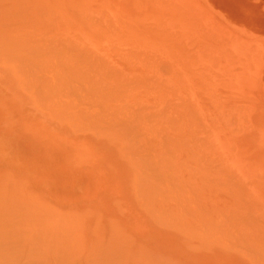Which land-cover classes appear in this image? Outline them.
<instances>
[{"label":"rangeland","instance_id":"obj_1","mask_svg":"<svg viewBox=\"0 0 264 264\" xmlns=\"http://www.w3.org/2000/svg\"><path fill=\"white\" fill-rule=\"evenodd\" d=\"M19 1L21 4L18 3ZM43 1L45 2V0H24L23 3V0H0V140L8 141L12 145L11 149L3 151L0 156V234L3 235H0V243L2 242L0 244V264H4V258L10 256L13 261L10 259V262L8 259H5V264H156L153 261L151 253H147L148 251L145 250L146 248L136 247L135 242L128 241L129 237L136 235L135 232L129 230V233L126 231L127 224L137 220H139V225L143 228H149L153 231V228L158 227L159 231H156V234L163 233L161 237L169 239H166V245L169 244L168 241L172 240V242L181 248H185L186 252H192L189 254L196 257L197 260L203 261L202 259L205 258L213 264H258V259L260 258L259 260H261L262 257L264 264V256H262L264 250L260 249V254L258 252L259 246H262L260 248L264 249V218H262L264 215V198L261 193V187H264V170L262 168L258 171L249 170L252 169L249 168L250 163H253L255 160L258 164L261 163L264 165V0H228V3L223 1L220 4L208 0H175L176 2L174 0H152L153 2L151 0H61L63 3L60 0H46L47 4H44ZM201 2L205 4L203 5ZM145 4L146 7H144ZM204 6H208V11L204 9ZM53 7H56V11ZM22 9H27V12L24 10L26 16L23 15ZM37 9H40L39 12L43 15L38 13ZM48 9L49 12L47 13L46 11ZM13 10L20 14H18L19 17L16 18L17 15L15 14L17 13ZM57 11L61 12L58 14ZM225 12H228L227 15H225ZM217 14L219 16H216ZM21 15L23 17L25 16V20ZM230 16H236L238 19L234 22V20H230ZM212 18H216L217 20L214 19V22H212ZM224 18H229V20ZM70 19L74 23L69 22L71 21ZM131 22L136 27L132 26ZM203 22L206 24L209 22L211 25H206ZM35 23L41 24L40 27H38L39 25L35 26ZM97 26L99 27L97 28ZM54 27L55 29H52ZM40 28L45 30L42 31ZM211 29L213 30L211 31ZM46 30L50 31L48 34L51 33L48 39V34H46L48 31ZM4 34L7 35L5 36ZM43 35L45 39L41 37ZM199 47L201 49L204 47L203 50L205 51L203 52ZM233 47L237 51H234L233 49L235 48ZM128 50H131L130 52L132 53ZM241 50L245 53L248 52L250 57L245 55L246 60H244V54H241ZM194 51H197L198 61L200 62L196 60L197 56ZM239 56L242 57L237 58ZM251 57L253 58L250 60ZM231 58L233 61L230 60ZM133 61L136 63L134 64ZM73 63L74 65L78 63L87 65L91 69H84L80 66V74L76 73L75 75L73 74ZM231 63L234 64L231 66ZM92 64L97 65L93 66ZM251 64L252 66H249ZM112 66L114 68L116 66L117 70ZM130 66L135 68H131ZM257 66L261 68V71L257 69ZM100 67L104 68H101L103 75L107 69L110 71H108V75L110 76L107 74L104 76L105 78L113 77L116 80V84L119 81L122 83L124 81L123 79L131 81L129 83L125 81V83L127 87L131 84L130 88L133 86V90L131 91L128 87L129 91L124 84L123 86H119L120 88H116L115 94H109V96L103 94L104 99L97 104L91 101L95 98L97 92L90 94V100H84L75 91V93L72 92L73 90L71 89L75 88L73 81L79 76L81 78L82 76L88 77L89 79L94 78V76H102V74H99ZM112 68L116 73H119V68H121V72H124L117 73L116 75ZM142 71L145 73L148 72L146 75H143ZM111 72L113 74H110ZM124 73L126 75L128 73L130 74L126 76ZM149 74L156 76L147 78V75L150 76ZM211 75L213 77H210ZM259 75L261 83L258 81L259 83L257 84V77ZM232 76L234 78L240 76V79L244 77V80H242L246 81V84L244 83L245 85L243 84V87H239L237 85V78L235 80L230 79ZM134 77L138 80L136 79V81ZM209 77L210 79H206ZM222 77L229 78L230 80L223 79L221 81ZM213 78L218 79L215 80L217 83L219 81L220 88L218 86V88H215V85L218 84L213 83ZM132 79L136 81L135 85L137 83L139 84L136 85L137 87L132 84L134 82ZM178 79L180 80V84ZM203 80L209 86L213 84L215 90H213V87V89L210 87L212 90L207 88L208 86H205ZM230 81L234 83H232L234 86L229 83ZM162 82L167 84V86L163 85ZM168 82L171 84H168ZM183 82L185 85H182ZM221 82L226 83L221 84H225L223 86L224 88H221ZM149 83L155 84L157 87L155 85L150 86ZM202 83L204 84L203 86ZM144 86H146V89ZM237 86L239 89L245 87L239 91L238 95L236 88L237 90L239 89ZM147 87L152 90L155 88L166 90L168 87L170 90H166L167 94L164 90L162 92L159 90V93H157L160 95L156 97V93L154 91H152L154 95L149 93L151 90H147ZM225 87H228V90ZM206 88L208 91L211 90L209 93H212V97L210 94L208 95ZM175 89L176 91H174ZM234 89L236 93L233 91ZM11 90L13 94H11ZM125 90L128 91L126 92ZM2 91L4 92L1 93ZM139 91L144 93V95L138 94L141 93ZM172 91H174V94ZM161 93L163 94L161 95ZM233 93L237 97L232 96L234 95ZM128 94L133 95V98ZM220 94L225 97L223 98ZM249 94L257 100L253 99L252 96L250 97ZM141 95L144 98L143 96L140 98ZM151 95L154 97H151ZM178 95L181 96L180 99ZM161 96L162 100H164V96L168 98H166L167 100L165 99L167 101V109H165V103L163 102L164 104H162L160 102L162 101ZM230 96L234 100H231ZM172 98L176 100L173 101ZM190 98H192L191 100L194 102H192L194 105L190 102L191 100H187ZM224 99L227 101L225 102ZM153 101H157V104H154L156 102ZM168 101H173L175 105L172 102H170L171 104L168 103ZM101 102L105 103L99 104ZM227 102H229L230 106ZM138 103H140V110L137 106ZM147 103L153 107L147 106ZM234 103H236L235 105L242 106L243 109L238 105L236 108L234 106L235 110L232 109L231 106ZM145 104H147V108L143 106ZM154 105H157L156 107H159V110L161 109L162 111L163 109L165 111L163 115L167 117L166 119L171 118L175 112L180 117L178 118L173 115L178 119L172 120V117L168 119L172 121L170 122L162 117L158 109V112L155 111L156 107ZM159 105L163 106L160 107ZM173 106H178V108H182L184 111L178 109L177 112L176 107ZM243 106L247 107V109ZM172 107L175 109V112L169 110ZM221 108L223 111L220 110ZM141 109L142 113L140 112ZM143 109H145V114L152 112L154 109L152 114L154 113L155 118L153 117L154 120L153 118L152 120L155 123L153 124L150 119L153 126H150V123L148 124L149 118H145V114L142 117ZM230 109L234 112L232 110L230 112ZM224 110L226 112L228 110L231 115L238 112L235 114V119L232 116L235 121L231 122L235 127L231 125L230 121L229 123L226 122L231 125L230 127L225 123L220 124V126L222 125L221 127L218 126L219 124L215 126L212 123L214 115L215 118L221 117L222 114L225 117L228 112L224 113ZM244 110L246 113L248 112V117L252 112L251 116L253 117L251 120L243 116L246 115L245 112V114H242ZM127 111L128 113L132 111L133 115L134 113L138 115L137 112H139L140 114L138 116L142 114L141 118L143 120L148 119V121L145 120L146 124H144L145 121L142 123L141 118H139L142 125L136 121L133 123H137V125L128 123L129 131H132L131 126L135 127L136 130H134L133 135L129 132V137L131 138H123L124 134L122 135L121 133L124 127L126 128L124 122L127 123L128 120H132V117L125 116V114L127 115ZM179 111L181 112L180 114H178ZM169 112L172 114H169L171 116L167 115ZM212 112L214 113L213 117L211 115ZM132 113L128 115L131 116L130 114ZM182 113L183 116H186L188 113L187 118L189 114L192 115L189 117L190 121L192 119L194 122L196 121L195 123L191 121V126L194 127H190V129L192 128L191 132L189 131V124L181 123L182 121L187 123L188 120L186 118L184 120L182 119L184 118ZM208 113L212 118L207 116ZM157 114L161 118L156 119V117H159ZM216 114L221 115L218 117ZM237 114L240 115L238 116ZM196 117L201 122L197 121ZM243 118L245 120L242 121ZM179 119H182V121ZM156 121L158 127H155L159 128L158 136H156V132H153L156 131L154 130ZM175 121H180L185 126L182 127L180 123L177 122L176 124ZM168 122L171 124L175 123L177 126H169L170 123ZM202 122L207 125L210 124V126L212 125L211 128L209 126L205 128L207 125ZM159 123L162 125L165 124V126L169 124L166 129L163 126L164 131L167 130V134L163 132L168 137H165L166 135L164 134V136L161 133L162 128ZM36 124L40 127L34 128ZM88 125H95L96 129ZM146 125L148 129L149 127L152 128L150 129L151 131L149 130V135L144 133L147 132L145 131L147 129L145 128ZM245 125L248 127L250 125L251 127H256L246 128ZM97 127L100 129H97ZM119 127H123V129H118ZM176 127L178 129L187 127L189 130H185H188L190 134L188 132L181 134L180 131L182 130L178 131ZM244 127L245 129H243ZM142 128L144 132L141 130ZM213 129L215 130L212 131ZM236 129H240V131ZM185 130L183 129V131ZM151 132L155 134L156 138H153L154 134L152 133L151 135ZM231 132L233 136L236 134L234 132L239 133V135H237L238 133L236 134L237 140H234V137L232 138L235 142L228 140L231 138L229 136ZM177 136L179 137L177 138ZM189 136L192 137L189 138ZM197 136L203 137L201 139L203 142L205 141L204 146L208 145L206 150L207 152L211 151L208 154L214 151L213 153L218 154L219 157L222 155L221 160L223 161L225 159L223 161L224 167L220 162V158L217 159L215 154H211L212 157H207V154H203L206 147L200 148L197 146L201 143L200 140H197ZM228 136L229 138L226 139ZM180 137L183 138L184 143L189 144L188 146H182L181 141V147H184L182 150L178 143L180 142V140L178 141V139H181ZM184 137L186 138L184 139ZM193 137L196 138V141H194L195 139ZM208 139H212V141ZM225 139L228 140V143L233 142V145L236 144L237 147L232 149L230 143H225ZM176 141H178L177 144H175ZM189 141L190 143H197L195 145L197 147L191 145L192 148H190ZM236 141H242L239 142L240 147ZM208 142L212 146L209 147L210 144H206ZM200 145L202 146V144ZM213 145L217 148H214ZM208 147L212 150H209ZM243 147H247V149H243ZM236 148L237 151L235 152L234 150ZM255 148L258 150L252 156L251 152H254L256 150ZM17 150L21 151L26 159L34 163L36 162L38 166L43 168L45 175L51 178L54 177V180H52L53 184L48 183V185L49 187L51 186V191L57 193L56 202L51 199L48 187H43V183L42 185L37 184L31 172L22 166V168L18 167L15 159V151ZM218 150L221 152L217 153L216 151ZM207 152L205 151V153ZM187 154L190 156H187ZM191 156L195 159H192ZM213 158L217 161L215 162ZM194 161L198 162L195 163ZM199 162L202 163L200 164ZM235 162L236 164H234ZM216 163L221 167H218ZM222 167L224 171H220ZM205 168H209L210 170L213 168V173H208L210 170L208 169L207 171ZM216 169L222 174H218ZM203 172L204 174L206 173L207 177ZM233 176H237L236 179ZM217 178L220 179L218 180ZM201 181L207 183L201 184L200 187L198 186V182ZM66 182L71 184H66ZM83 193L102 196V203L95 206L94 209L90 208L91 210L81 209L82 207L79 208L81 204L72 202V199L76 200ZM57 197L58 199L60 198L59 202ZM64 201L71 204L64 206L62 205ZM167 201L171 202L167 203ZM252 203L253 205H248ZM162 204L164 205L162 206ZM230 204L233 207H230ZM169 205L170 207L171 205H173L172 207L175 205L176 208L181 205L182 207L180 206V209L178 208L176 210L177 212L174 210L175 207L172 209L177 215L181 214L182 217L184 215L188 216L186 217L188 222L184 217L185 224H182L179 228V223L181 224L183 221L180 219L181 215H178L180 217L177 219L178 221L180 219V222H178L179 226L176 227L174 222L177 224V220L172 221L174 220L172 218H175L174 215L176 214L170 211L169 215V211H166L170 208ZM82 206H85V204ZM164 206L167 209L163 208ZM184 208L186 212L179 211ZM225 209H229L231 212ZM256 211H260L262 215ZM240 213H242L243 217ZM168 215L171 220L169 218V220H166L171 223L173 222V226H171V223L168 226V222L166 225L164 224L166 223L164 218L168 217ZM162 217L164 218L162 219ZM230 217L237 219L236 223L239 224L233 223L235 220H232ZM240 217L241 220L239 219ZM126 220L127 223L125 222ZM223 220L225 222L228 220V222H231V225H225ZM253 220L260 224L262 229L256 222L252 223ZM249 224H252L253 227L255 226L254 229H250L252 226ZM184 225L187 226L182 230L181 228ZM117 226L122 231L117 229ZM232 226L237 229L239 227L240 230L243 228L242 232L245 234L238 230L247 238L241 234V239L238 238L239 235L236 237L237 232L235 233L234 230L237 231V229L232 228ZM222 228L227 232L233 229L235 235L232 233V236H230V233L226 232L225 234L221 232L223 230ZM116 229L118 232H123L124 234H117ZM218 229L221 232V237L223 233V237L226 235L227 237L225 236V238L228 240L221 239L219 238L220 235L217 236L215 234L218 233ZM256 229H258V232ZM225 230L223 231L225 232ZM239 231L237 234H239ZM247 232H252L250 233L251 238H248L249 233ZM156 234L154 235L156 236ZM196 234L198 235L195 236ZM255 237H258L259 241L255 240ZM230 238L235 241H229ZM204 239H209V243L213 241V245L207 246L206 248V246H203L205 243L207 244ZM237 239L242 242V246L248 239L252 241L253 244L249 240L250 243H248L251 245L250 247L253 246V249L258 246L255 249L256 251L254 250V253L256 255L259 254V256L253 255L254 253L252 255L256 258L249 254L246 256L244 252L245 248L238 246L239 244L237 245ZM224 240L227 242H224ZM6 241L10 246L3 243ZM254 241L256 243L258 242V245L256 243L254 244ZM248 243L244 244V247L246 245V249H248L245 251L251 253L253 250L248 252L251 249L248 248ZM11 244L14 245L11 246ZM234 245L237 248L233 247ZM254 245L256 246L254 247ZM208 247L216 248H212L211 250ZM228 249L229 251H226ZM163 254L166 255L165 253ZM171 264L175 263L171 261Z\"/></svg>","mask_w":264,"mask_h":264},{"label":"bare ground","instance_id":"obj_2","mask_svg":"<svg viewBox=\"0 0 264 264\" xmlns=\"http://www.w3.org/2000/svg\"><path fill=\"white\" fill-rule=\"evenodd\" d=\"M4 1H5V0H4ZM13 1H15V0H13ZM17 1H18V0H17ZM26 1H27V0H26ZM39 1H40V0H39ZM60 1H61V0H60ZM151 1H152V0H151ZM153 1H156V0H153ZM153 1H152V2H153ZM174 1H175V0H174ZM208 1H211V2L214 1V2H216V3H218V4L223 3V1H224L225 3H228V0H208ZM41 2H42V1H41ZM43 2H44V1H43ZM61 2H62V1H61ZM107 2H108V1H107ZM163 2H164V1H163ZM171 2H172V1H171ZM175 2H176V1H175ZM249 2H250V1H249ZM18 3L21 4L20 1H19ZM23 3H24V0H23ZM39 3H40V2H39ZM45 3H46V0H45L44 4H45ZM62 3H63V2H62ZM158 3H159V2H158ZM201 3H202V2H201ZM44 4H43V5H44ZM46 4H47V3H46ZM154 4H155V2H154ZM159 4H160V3H159ZM177 4H178V3H177ZM202 4L204 5L205 3H202ZM239 4H240V3H239ZM243 4H244V3H243ZM251 4H252V3H251ZM50 5H51V4H50ZM160 5H161V4H160ZM178 5H179V4H178ZM22 6H24V4H22ZM27 6H28V5H27ZM31 6H32V5H31ZM45 6H46V5H45ZM139 6H141V5H139ZM162 6H164V5H162ZM170 6H171V5H170ZM225 6H226V5H225ZM17 7H18V6H17ZM20 7H21V6H20ZM29 7H30V6H29ZM144 7H146V4H145ZM175 7H176V6H175ZM178 7H179V6H178ZM205 7H206V8H205ZM21 8H23V7H21ZM25 8H26V7H25ZM35 8H36V6H35ZM37 8H38V7H37ZM46 8H47V7H46ZM48 8H49V7H48ZM53 8H54V7H53ZM55 8H56V7H55ZM55 8H54V9H55ZM171 8H172V7H171ZM16 9H17V8H16ZM27 9H28V8H27ZM27 9H22V11H23V15H25V12H27V11H26ZM54 9H53V10H54ZM167 9H168V8H167ZM204 9L208 11V6H204ZM24 10H25V12H24ZM30 10H31V8H30ZM37 10H38V9H37ZM39 10H40V9H39ZM39 10H38V13H40ZM13 11H14V10H13ZM55 11H56V9H55ZM181 11H182V10H181ZM191 11H192V10H191ZM214 11H215V10H214ZM14 12H15V11H14ZM42 12H43V11H42ZM46 12L48 13V12H49V9H48ZM57 12H58V11H57ZM59 12H61V11H59ZM59 12H58V14H59ZM6 13H7V12H6ZM12 13H13V12H12ZM15 13H17V12H15ZM15 13H13V14H15ZM29 13H30V12H29ZM38 13H35V14H38ZM62 13H64V12H62ZM195 13H196V12H195ZM200 13H201V12H200ZM227 13H228V12H225V15H227ZM13 14H12V15H13ZM18 14H19V13L15 14V15H17L16 18L19 17L20 14H19V15H18ZM40 14H41V13H40ZM49 14H50V13H49ZM60 14H61V13H60ZM101 14H102V13H101ZM27 15H29V14H27ZM38 15H39V14H38ZM38 15H37V16H38ZM41 15H43V14H41ZM47 15H48V14H47ZM85 15H86V14H85ZM96 15H97V14H96ZM102 15H103V14H102ZM21 16H22V15H21ZM21 16H20V17H21ZM25 16H26V15H25ZM25 16H24V17H25ZM29 16H30V15H29ZM34 16H35V15H34ZM52 16H53V15H52ZM171 16H172V14H171ZM171 16H170V17H171ZM216 16H219V15L217 14ZM22 17H23V16H22ZM22 17H21V18H22ZM24 17H23V19H24ZM35 17H36V16H35ZM55 17H56V16H55ZM151 17H152V16H151ZM200 17H201V16H200ZM32 18H33V17H32ZM44 18H45V17H44ZM44 18H42V20H44ZM85 18H86V17H85ZM87 18H88V15H87ZM195 18H196V17H195ZM209 18H210V17H209ZM229 18H230V20H234V22H236V20L238 19V17H236V16H230ZM229 18H224V19L229 20ZM34 19H35V18H34ZM53 19H54V18H53ZM186 19H187V18H186ZM186 19H185V20H186ZM198 19H199V18H198ZM212 19H213V18H212ZM214 19H216V18H214ZM214 19L212 20V22H214ZM221 19H222V18H221ZM24 20H25V19H24ZM57 20H59V19H57ZM57 20H56V21H57ZM60 20H61V19H60ZM70 20H71V19H70ZM86 20H87V19H86ZM216 20H217V19H216ZM29 21H30V20H29ZM35 21H36V19H35ZM44 21H45V20H44ZM53 21H54V20H53ZM186 21H187V20H186ZM202 21H203V20H202ZM204 21H205V20H204ZM210 21H211V20H210ZM218 21H219V20H218ZM20 22H21V21H20ZM27 22H28V21H27ZM27 22H25V23L27 24ZM32 22H33V20H32ZM46 22H47V21H46ZM61 22H62V21H61ZM69 22L74 23L72 20L69 21ZM162 22H163V21H162ZM197 22H198V21H197ZM33 23H34V22H33ZM51 23H52V22H51ZM163 23H164V22H163ZM201 23H202V22H201ZM203 23H205V22H203ZM7 24H8V23H7ZM18 24H19V22H18ZM22 24H23V23H22ZM43 24H44V23H43ZM70 24H71V23H70ZM131 24H132V22H131ZM205 24H206V23H205ZM207 24L209 25L210 23L207 22ZM207 24H206V25H207ZM9 25H11V24L9 23ZM37 25H39L38 27H40L41 24H39V23L36 24V23H35V26H37ZM50 25H51V24H50ZM52 25H53V24H52ZM56 25H57V24H56ZM63 25H64V23H63ZM65 25H66V24H65ZM67 25H68V24H67ZM147 25H149V24H147ZM199 25H200V24H199ZM210 25H211V24H210ZM4 26H5V24H4ZM27 26H28V25H27ZM30 26H31V25H30ZM47 26H48V25H47ZM47 26H46V27H47ZM132 26H134V25L132 24ZM178 26H179V24H178ZM178 26H177V27H178ZM204 26H205V25H204ZM1 27H2V26H1ZM6 27H7V26H6ZM16 27H17V26H16ZM43 27H44V25H43ZM49 27H50V26H49ZM91 27H92V26H91ZM98 27H99V26H97V28H98ZM134 27H136V26H134ZM206 27H207V26H206ZM209 27H211V26H209ZM7 28H8V27H7ZM23 28H24V27H23ZM23 28H22V29H23ZM41 28H42V27H41ZM41 28H40V29H41ZM47 28H48V27H47ZM92 28H94V27H92ZM164 28H165V27H164ZM166 28H167V27H166ZM15 29H16V28H15ZM17 29H18V28H17ZM20 29H21V28H20ZM24 29H25V28H24ZM33 29H34V28H33ZM40 29H39V30H40ZM50 29H51V28H50ZM52 29H55V27L52 28ZM99 29H100V28H99ZM101 29H102V28H101ZM10 30H11V29H10ZM39 30H38V31H39ZM41 30L44 31L45 29H41ZM41 30H40V31H41ZM105 30H107V29H105ZM131 30H132V29H131ZM134 30L136 31V29H134ZM168 30H170V29H168ZM193 30H194V29H193ZM201 30H202V28H201ZM207 30H208V29H207ZM212 30H213V29H211V31H212ZM11 31H12V30H11ZM32 31H33V30H32ZM42 31H41V32H42ZM46 31H48V30H46ZM51 31H52V30H51ZM179 31H180V30H179ZM195 31H196V30H195ZM33 32H34V31H33ZM49 32H50V31H48L46 34H48ZM163 32H164V31H163ZM175 32H176V31H175ZM205 32H206V29H205ZM3 33H4V32H3ZM110 33H111V32H110ZM173 33H174V32H173ZM202 33H203V32H202ZM42 34H43V33H42ZM50 34H51V33H50ZM50 34L47 35V39H48V37L51 36ZM145 34H146V33H145ZM170 34H171V33H170ZM4 35H5V34H4ZM6 35H7V34H6ZM6 35H5V36H6ZM26 35H29V34H26ZM36 35H37V33H36ZM40 35H41V34H40ZM40 35H39V36H40ZM49 35H50V36H49ZM174 35H175V34H174ZM174 35H173V36H174ZM176 35H177V34H176ZM198 35H199V34H198ZM121 36H122V35H121ZM191 36H192V35H191ZM201 36H202V35H201ZM1 37H3V36H1ZM37 37H38V36H37ZM41 37H43V38L45 39L44 35L41 36ZM29 38H30V37H29ZM121 38H122V37H121ZM194 38H195V37H194ZM196 38H197V36H196ZM14 39H15V38H14ZM39 39H40V37H39ZM227 43H229V41H227ZM205 44H206V43H205ZM205 44H204V45H205ZM229 44H230V43H229ZM206 45H208V44H206ZM144 47H145V46H144ZM199 48H200V47H199ZM231 48H232V47H231ZM233 48H235V47H233ZM200 49H201V48H200ZM203 49H204V47H203ZM203 49H201V50H203ZM228 49H230V48H228ZM239 49H240V48H239ZM57 50H58V49H57ZM148 50H150V49H148ZM197 50H198V49H197ZM209 50H210V48H209ZM233 50L235 51L236 48L233 49ZM128 51L130 52L131 50H128ZM134 51H136V50H134ZM144 51H147V50H144ZM150 51H151V50H150ZM198 51H199V50H198ZM204 51H205V50H203V52H204ZM236 51H237V50H236ZM151 52H153V51H151ZM155 52H157V51H155ZM194 52L196 53V56H197V51H194ZM242 52H243V50H241V54H242V55L244 54L243 57H244V60H246V59H245V55H248V56H249V54H248V52H246L247 54H246L245 52H243V53H242ZM249 52H250V51H249ZM130 53H132V52H130ZM195 53H194V54H195ZM239 53H240V51H239ZM148 54H149V52H148ZM148 54H147V55H148ZM194 54H193V55H194ZM241 54H240V55H241ZM129 55H130V54H129ZM131 55H132V54H131ZM138 55H139V54H138ZM149 55H151V54H149ZM258 55H259V54H258ZM151 56H152V55H151ZM151 56H149V57H151ZM210 56H211V54H210ZM210 56H209V58H210ZM131 57H133V56H131ZM135 57H136V56H135ZM138 57H139V56H138ZM144 57H146V56L144 55ZM192 57H194V56H192ZM192 57H191V58H192ZM205 57H206V56H205ZM211 57H213V56H211ZM234 57H236V56H234ZM241 57H242V56H239V57H237V58H241ZM249 57H250V56H249ZM127 58H128V57H127ZM152 58H153V57H152ZM195 58H196V57H195ZM195 58H194V59H195ZM213 58H214V57H213ZM224 58H225V57H224ZM224 58H223V59H224ZM232 58H233V57H232ZM232 58H231L230 60H232ZM252 58H253V57H251L250 60H251ZM122 59H125V58H122ZM139 59H140V58H139ZM198 59H199V58H198V56H197V59H196V60L198 61ZM248 59H249V58H248ZM132 60H133V59H132ZM141 60H143V59H141ZM149 60H150V59H149ZM196 60H195V62L197 63ZM224 60H225V59H224ZM228 60H229V59H228ZM239 60H240V59H239ZM259 60H260V59H259ZM147 61H148V59H147ZM232 61H233V60H232ZM114 62H115V61H114ZM114 62H113V64H114ZM128 62H129V61H128ZM139 62H140V61H139ZM198 62H200V61H198ZM111 63H112V61H111ZM122 63H123V62H122ZM129 63H130V62H129ZM133 63H134V61H133ZM135 63H136V62H135ZM135 63H134V64H135ZM236 63H237V61H236ZM117 64H118V63H117ZM134 64H133V65H134ZM137 64H139V63H137ZM191 64H192V61H191ZM193 64H194V62H193ZM233 64H234V63H233ZM233 64L231 63L230 65L232 66ZM92 65H93V64H92ZM94 65H97V64H94ZM94 65H93V66H94ZM105 65H107V64H105ZM111 65H112V64H111ZM142 65H143V64H142ZM151 65H152V64H151ZM155 65H156V64H155ZM157 65H158V67H159L158 62H157ZM157 65H156V66H157ZM200 65H201V64H200ZM253 65H254V64H253ZM259 65H260V64H259ZM259 65H258V66H259ZM80 66H81V68H84V69H89V68H90V67L87 66V65H81L80 63L74 65V63H73V74H75V75H76V73H79V74H80V71H79ZM107 66H108V65H107ZM128 66H129V65H128ZM135 66H136V65H135ZM162 66H163V65H162ZM235 66H236V65H235ZM235 66H234V67H235ZM242 66H243V65H242ZM249 66H252V64L249 65ZM258 66H257V69L260 70L261 68H258ZM260 66H261V65H260ZM260 66H259V67H260ZM108 67H109V66H108ZM112 67L114 68V66H112ZM118 67H121V66H118ZM130 67H131V68H135V67H132V66H130ZM139 67H140V66H139ZM163 67H164V66H163ZM163 67H161V68L163 69ZM175 67H176V65H175ZM182 67H183V66H182ZM96 68H99V67H96ZM101 68L104 69L103 67H100V71L98 70V71H99V74H102V72H103V71H101ZM113 68H112V70H113ZM115 68H116V66H115ZM115 68H114V69H115ZM124 68H125V65H124ZM136 68H137V67H136ZM159 68H160V67H159ZM235 68H236V67H235ZM244 68H245V67H244ZM90 69H91V68H90ZM106 69H107V68H106ZM120 69H121V68H119V73L117 72L118 74H120V72H121ZM143 69H144V68H143ZM154 69H156V67H154ZM199 69H200V67H199ZM115 70H117V68H116ZM234 70L236 71V69H234ZM263 70H264V69H263ZM108 71H109V70L107 69V70L105 71V72H106L105 74L108 75V73L110 72V71H109V72H108ZM113 71H114V70H113ZM140 71H141V70H140ZM155 71H156V70H155ZM162 71H164V70H162ZM192 71L194 72V70H192ZM195 71H196V69H195ZM211 71H212V70H211ZM211 71H210V72H211ZM216 71H217V70H216ZM231 71H232V70H231ZM260 71H261V70H260ZM100 72H101V73H100ZM123 72H124V71H122L121 73H123ZM142 72H143V71H142ZM147 72H148V71H147ZM147 72H146V73L143 72V75H144V74L146 75ZM196 72H197V71H196ZM199 72H200V71H199ZM199 72H198V73H199ZM201 72H203V71L201 70ZM210 72H209V75H210ZM255 72H256V69H255ZM257 72H258V71H257ZM115 73H116V72L114 71V74H115ZM117 73H116V75H117ZM149 73H150V72H149ZM231 73H232V72H231ZM105 74H104V75H105ZM110 74H113V72H111ZM129 74H130V73H128V74L126 75V74L124 73V75H126V76H129ZM178 74H180V73H178ZM216 74H218V73L216 72ZM244 74H245V72H244ZM258 74H261V73H258ZM104 75H103V74H102V76H94V75H93L94 78H92V79H89L88 77H84V76H82V78H81V77L79 76L75 81H73V84L75 85V88H73V89H71V90H73L72 92L75 91V92L77 93V95H78L80 98L84 99V100H90V94H91V93H95V92H97L95 98H93V99L91 100V101H93L94 103L97 104L98 102H100V101H102V100L104 99L103 94H105L106 96H109V94H110V95L115 94V90H116V88H120L119 86H123L124 84H125L124 86H126L125 81L128 82V83L131 82V81H128V80H126V79H123L124 81H123L122 83L119 81V83L116 84V83H115L116 80H114L113 77H111V78H109V77L105 78ZM134 75H135V74H134ZM149 75H150V74H149ZM197 75H198V74H197ZM200 75H201V74H200ZM207 75H208V74H207ZM219 75H221V74H219ZM234 75H235V72H234ZM108 76H110V75H108ZM111 76H112V75H111ZM122 76H123V75H122ZM130 76H131V75H130ZM136 76H137V75H136ZM139 76L141 77V75H139ZM155 76H156V75H152V76H151V75H150V76L147 75V78H148V77H155ZM182 76H183V75H182ZM184 76H185V75H184ZM227 76H228V75H227ZM236 76H237V75H236ZM115 77H116V76H115ZM131 77H132V76H131ZM131 77H130V78H131ZM178 77L180 78V76H178ZM199 77H200V76H199ZM207 77H208V76H207ZM210 77H213V75H211ZM210 77H209V78H206V79H210ZM242 77H243V76H242ZM108 78H109V79H108ZM134 78H135V77H134ZM145 78H146V77H145ZM156 78H158V77H156ZM159 78H160V77H159ZM176 78H177V77H176ZM236 78H237V77L234 78V77L232 76V78H230V79H234V80H235ZM238 78H239V80H238ZM238 78H237V85H239V87H243V84H244V83L246 84V81H243V80H244V79H243L244 77L242 78L243 80L240 79V76H238ZM259 78H260V75H259V77H257V79H258V80H257V84L260 82V79H259ZM116 79H117V78H116ZM136 79H137V78H135V80H136ZM151 79H152V78H151ZM154 79H155V78H154ZM168 79H169V78H168ZM168 79H167V80H168ZM180 79H181V78H180ZM215 79H217V78H213V80H214L213 83H217V81H216ZM223 79L225 80L226 78H223V77H222L221 81H222ZM230 79L227 78L226 80L229 81ZM120 80H121V79H120ZM132 80H133V79H132ZM137 80H138V79H137ZM137 80H136V81H137ZM141 80H142V79H141ZM146 80H147V79H146ZM178 80H179V79H178ZM181 80H182V79H181ZM217 80H218V79H217ZM234 80H233V81H234ZM240 80H242V81H240ZM121 81H122V80H121ZM133 81H134V80H133ZM136 81H134V82L132 83V84H134L135 87H137L136 85L138 84V83H137V84L135 85ZM142 81H143V80H142ZM150 81H151V80H150ZM155 81H156V80H155ZM164 81L167 83L166 80H164ZM194 81H195V80H194ZM203 81H204L203 83L205 84V83H206L205 80H203ZM206 81H207V80H206ZM208 81H209V80H208ZM208 81H207V82H208ZM239 81L241 82L242 85L239 84V83H240ZM258 81H259V82H258ZM138 82H139V81H138ZM145 82H146V81H145ZM169 82H171V81H169ZM169 82H168V84H171V83H169ZM181 82H182V81H181ZM185 82H187V81L185 80ZM210 82H211V81H209V83H210ZM150 83H152V82H150ZM150 83H149V84H150ZM203 83H202V86L204 85ZM211 83H212V82H211ZM223 83H225V82H221L220 85L223 84ZM227 83H228V82H227ZM229 83L232 85L233 82L230 81ZM260 83H261V82H260ZM141 84H142V83H141ZM156 84H158V83H156ZM162 84L165 85V86H167V84H165V83H163V82H162ZM179 84H180V80H179ZM217 84H218V85H215L216 87H215L213 84H210V86H209L208 83L205 84V86H206V87L208 86L207 88H209V89H211L212 87H213V88H214V87H215V88H218V87H219V81H218ZM225 84H226V83H225ZM225 84H224V85H225ZM233 84H234V83H233ZM235 84H236V82H235ZM245 84H244V85H245ZM257 84H256V85H257ZM127 85H129V84H127ZM130 85H131V84H130ZM130 85L128 86L129 88H130ZM138 85H139V84H138ZM153 85H155V84H150V86H153ZM172 85H173V84H172ZM182 85H185V83L183 82ZM186 85H187V84H186ZM224 85H221V88H222ZM227 85H228V84H227ZM240 85H241V86H240ZM256 85H255V86H256ZM117 86H118V87H117ZM155 86L157 87V85H155ZM205 86H204V87H205ZM217 86H218V87H217ZM232 86H234V85H232ZM126 87H127V86H126ZM126 87H125V89H126ZM128 87H127V88H128ZM144 87H145V89H146V86H144ZM170 87H173V86H170ZM210 87H211V88H210ZM229 87H230V86H229ZM237 87H238V86H237ZM239 87H238V89H239ZM259 87H261V86L259 85ZM259 87H258V88H259ZM129 88H128V90H129ZM132 88H134V87L132 86ZM132 88H130L131 91L133 90ZM179 88H180V86H179ZM207 88H206V89H207ZM213 88H212V89H213ZM215 88H214L213 90H215ZM219 88H220V87H219ZM223 88H224V87H223ZM230 88H231V87H230ZM230 88H229V90H230ZM232 88H233V87H232ZM234 88H236V87H234ZM244 88H245V87H244ZM244 88H242V89H244ZM12 89H13V88H12ZM143 89H144V88H143ZM148 89H150V88L147 87V90H148ZM167 89H168V87L166 88V90H167ZM176 89H177V87H176ZM176 89H175L174 91H176ZM183 89H184V87H183ZM212 89H211V90H212ZM225 89L228 90V87H227V88L225 87ZM242 89L237 90V88H236L237 95H238L239 91H241ZM247 89H248V88H247ZM255 89H256V87H255ZM255 89H254V90H255ZM128 90H125V91L127 92ZM150 90H151V92H149V91H147V92H149V93H151V94H153V95H154V93H156V97L160 95V94H158L160 88H159V89H158V88H157V89L155 88L154 90H152V89H150ZM156 90H158V91H156ZM163 90H164L165 93H166V90H165V89H163ZM163 90L161 89L160 91L162 92ZM168 90H170V88H169ZM178 90H180V89H178ZM178 90H177V91H178ZM184 90H185V89H184ZM202 90H203V87H202ZM211 90H210V91H211ZM216 90H217V89H216ZM219 90H220V89H219ZM257 90H258V89H257ZM129 91H130V90H129ZM152 91H154V93H152ZM155 91H156V92H155ZM174 91H172L173 94H174ZM206 91H208V89H207ZM210 91L207 92L208 95L210 94V93H209ZM230 91H231V90H230ZM233 91L236 93L235 89H234ZM3 92H4V91H2L1 93H3ZM75 92H74V93H75ZM123 92H124V91H123ZM139 92H141V91H139ZM147 92H146V94H148ZM157 92H158V93H157ZM170 92H171V91H170ZM181 92H182V91H181ZM222 92H223V91H222ZM250 92H251V91H250ZM129 93H130V92H129ZM136 93H137V92H136ZM163 93H164V92H163ZM163 93H161V95H162ZM165 93H164V94H165ZM187 93H188V91H187ZM11 94H13L12 90H11ZM138 94H143V95H144V93H142V92H141V93H138ZM138 94H137V95H138ZM166 94H167V93H166ZM166 94H165V95H166ZM170 94H171V93H170ZM225 94H228V93H225ZM229 94H230V93H229ZM231 94H232V93H231ZM233 94H234V93H233ZM251 94H253V93L251 92ZM251 94H249L250 97L252 96ZM116 95H117V93H116ZM128 95H130L131 98H133V95H131V94H128ZM143 95H141L140 98H142ZM148 95H149V94H148ZM184 95H185V94H184ZM210 95H211V97H212V93H211ZM220 95H221V94H220ZM253 95H254V94H253ZM130 96H129V97H130ZM178 96H179V95H178ZM221 96H222L223 98L225 97V96H223V95H221ZM232 96H236V94H234V95H232ZM151 97H154V96L151 95ZM156 97H155V98H156ZM164 97H165V98H164ZM164 97H163L164 100H162V96H161V100H162V101H160V102H161L162 104L165 103L164 106H165V109H167V108H166V107H167V104H166L167 101H165V99H166L167 97H166V96H164ZM168 97H169V96H168ZM174 97H175V96H174ZM174 97H173V98H174ZM191 97H192V96H191ZM226 97H228V96H226ZM236 97H237V96H236ZM250 97H248V98H250ZM254 97L256 98L255 95H254ZM254 97L252 96L253 99H255ZM10 98H11V97H10ZM143 98H144V96H143ZM149 98H150V96H149ZM155 98H153V99H155ZM173 98H172L173 101L176 100V99H173ZM178 98L180 99L181 96H179ZM182 98H185V97H182ZM156 99H157V98H156ZM167 99H168V98H167ZM167 99H166V100H167ZM179 99H178V100H179ZM191 99H192V98L187 99V100H191ZM220 99L222 100V98H220ZM227 99H228V98H227ZM230 99H231V100H234V98H232L231 96H230ZM237 99H238V98H237ZM237 99H236V100H237ZM158 100H159V99H158ZM184 100H185V99H184ZM211 100H212V99H211ZM250 100L252 101V99H250ZM255 100H257V99H255ZM140 101H141V100H140ZM173 101H168V103H170V102L174 103ZM224 101L226 102L227 100L224 99ZM239 101H240V100H239ZM144 102H145V101H144ZM144 102H143V104H144ZM153 102H156V103H154V104H157V101H153ZM153 102H152V103H153ZM163 102H164V103H163ZM184 102H185V101H184ZM190 102L192 103L193 101L191 100ZM195 102H196V101H195ZM240 102H241V101H240ZM103 103H105V102H101V103H99V104H103ZM148 103H149V102H148ZM148 103H147V104H148ZM161 103H158V104H161ZM176 103H177V101H176ZM179 103H180V102H179ZM187 103H188V102H187ZM193 103H194V102H193ZM193 103H192V104H193ZM227 103L229 104V102H227ZM248 103H249V102H248ZM139 104H140V103H138L137 106L139 107L138 109L140 110V105H139ZM147 104H145V105H143V106H144L145 108H147V107H146ZM170 104H171V103H170ZM235 104H236V103H234L233 106H231L232 109H234V106H235V108H236V106L238 105V104H237V105H235ZM254 104H255V103H254ZM152 105H153V104H152ZM174 105H175V103H174ZM193 105H194V104H193ZM223 105H224V104H223ZM225 105H226V103H225ZM225 105H224V107H225ZM249 105H250V104H249ZM147 106H149V104H148ZM154 106H155V105H154ZM156 106H157V105H156ZM156 106H155V107H156ZM159 106L161 107V106H163V105H159ZM178 106H179V104H178ZM178 106H173V107H176L175 109H177V110H176L177 112H178V109L184 111V109H182V108H178ZM184 106H186V105L184 104ZM226 106H228V105H226ZM229 106H230V104H229ZM238 106H239V105H238ZM149 107H153V106H149ZM169 107H170V106H169ZM173 107H172L171 109H169V110H172L173 112H175V109H173ZM186 107H187V106H186ZM239 107L242 108V106H239ZM239 107H238V108H239ZM243 107H244V106H243ZM254 107H255V106H254ZM127 108H128V107H127ZM158 108H159V107H158ZM158 108L156 107V108H155V109H156L155 111L158 112V110H159ZM198 108H199V107H198ZM222 108H223V107H222ZM222 108H221L220 110L223 111ZM244 108L247 109V107H244ZM149 109H150V108H149ZM151 109H152V108H151ZM157 109H158V110H157ZM224 109H225V108H224ZM232 109H230L229 111L231 112ZM242 109H243V108H242ZM250 109H252V108H250ZM250 109H248V110H250ZM143 110H144V111H143V115L141 114L142 117H144V114H145V109H143ZM153 110H154V109H153ZM153 110H152V112H153ZM169 110H167V111H169ZM186 110H188V109L186 108ZM217 110H218V109H217ZM234 110H235V109H234ZM240 110H241V109H240ZM146 111H147V109H146ZM162 111H163V112H162ZM162 111H161V109H160V110H159V113H161V114H162V117L166 119L167 117H166L165 115H163V113H164L165 111H164L163 109H162ZM229 111L227 110V112H228V113H227V112L224 110V113H225V112L227 113V114L225 115V117L223 116V114H222L221 117H219L221 114H220V115L216 114V115H218L219 118H215V115H214L215 111H214V113L212 112L211 115H212V117H213V115H214V117H213V119H212L213 122H212V121H210V122H212L215 126H217L216 124H219L218 126H220V124H224V123H225L226 125H228V126L230 127V126L233 124L231 121H233V122L235 121V120H234V119H235L234 117H235V114L238 113V112L235 111L236 113L231 115V113H229ZM232 111H233V110H232ZM250 111H252V110H250ZM250 111H249V113H250ZM133 112H134V111H133ZM140 112L142 113V109H141ZM152 112H147V113L145 114V118H149V121H148V119H147V120H146V119L143 120V119L141 118V115L138 116V115L140 114L139 112H137L138 115L135 114V113H134V115H133V113H132V111H131V112H129V113H132V114H130L131 116H129V115H128L129 113H128V111H127V115L125 114V116H128V117H130V118L132 117V120H133V121H132V120H131V121L128 120L127 123L124 122V125H126V128L124 127V130L121 131L122 135L124 134V137H123V138H131V137H129V134L131 133V135H133L134 132L136 131V130H135V127H133V126H131V127H132L131 129H132L133 133H132L131 130L129 131V129H128L129 127L127 126L129 122L131 123V125L134 124L135 121L138 122L139 124H141V123H140L141 121L139 120V118H141L142 123H143V121L146 120V121H148V124L150 123V126H151V125L153 126V124L155 123V122H153V120H154L155 117H154V115H153L154 113L152 114ZM186 112H187V111H186ZM233 112H234V111H233ZM244 112L246 113V111L244 110V111H242V114H245ZM180 113H181V112L179 111L178 114H180ZM206 113H207V112H206ZM221 113H222V112H221ZM150 114H152V115H150ZM169 114H171V113L169 112L167 115H168V116H171V115H172V114H171V115H169ZM176 114H177L176 112L173 113V115H175V116H177V117L179 118L180 116H178V115H176ZM185 114H186V113H185ZM187 114H188V113H187ZM187 114H186V116H187ZM247 114H248V112L246 113V115H243V116L248 117ZM157 115H159V114H157ZM173 115H172V117H173L172 120H177L178 118L176 119V117L173 116ZM189 115H190V114H189ZM189 115H188V118H187L186 116H183V113H182V116H183L184 118H182V117H181V118H182L183 120H184L185 118L188 119L189 121L187 120V123H185V121H182V119H179V120L182 121L181 123L184 122L183 124H187V125L189 124V129H190V127H193V126H191V125H192L191 121H192L193 123H195L196 121L194 122L193 119L190 121L189 117H191L192 115H190V116H189ZM209 115H210V114L208 113L207 116H209ZM230 115H231V118H232V116H233V118H234V119L232 118L233 120L230 118ZM237 115H238V114H237ZM239 115H240V114H239ZM239 115H238V116H239ZM249 115H250V116H249L248 118H250V120H251V118L253 117V116H251V115H252V112H251ZM146 116H147V117H146ZM148 116H150V117H148ZM151 116H152V117H151ZM193 116H194V115H193ZM133 117H136L137 119H136V118L133 119ZM153 117H154V118H153ZM172 117H171V118H172ZM194 117H195V116H194ZM209 117H211V116H209ZM212 117H211V118H212ZM126 118H127V117H126ZM152 118H153V120H152ZM157 118H161V116L159 115V117H156V119H157ZM171 118H168V119H171ZM228 118H229V119H228ZM135 119H136V120H135ZM150 119H151V121L153 122V124L151 123ZM165 119H164V120H165ZM168 119H166V120H168ZM196 119H197V117H196ZM199 120H200V119H199ZM199 120L197 119V121H199ZM227 120H228V121H227ZM243 120H245V118H243L242 121H243ZM146 121H145L144 124H146ZM157 121H158V120H157ZM157 121H156V124L154 125V128H155L154 130H156V131H153L154 133L156 132V134H157L156 136L159 135V134H158V132H159V131H158L159 128H156V127H155V126H157ZM162 121H163V120H162ZM162 121H161V123H162ZM168 121H170V120H168ZM221 121H222L223 123H222ZM229 121L231 122V125L226 123V122L229 123ZM239 121H241V120H239ZM239 121H238V122H239ZM24 122H25V121H24ZM133 122H134V123H133ZM163 122H164V121H163ZM166 122H167V121H166ZM166 122H165V124H166ZM170 122H172V121H170ZM170 122H168V123H170ZM177 122L180 123V121H175L176 124H177ZM188 122H190V123H188ZM199 122H201V121H199ZM244 122H245V121H244ZM249 122L251 123V121H249ZM249 122H248V123H249ZM175 123H174V124H171V123H170V125L167 124V126H168V125H169V126L175 125ZM181 123H180V124H181ZM202 123H204V122H202ZM212 123H211V124H212ZM236 123H237V122H236ZM239 123H240V122H239ZM241 123H242V122H241ZM246 123H247V122H246ZM92 124H94V123H92ZM99 124H100V123H99ZM122 124H123V123H122ZM139 124H138V125H139ZM162 124H163V123H162ZM162 124L159 123V125H160L161 128H162V129H161V130H162L161 133H163V135H164L165 133L167 134V130L164 131V128L166 129L167 126H165V124H164V125H162ZM180 124H178V125H180ZM199 124H200V123H199ZM204 124L207 125L206 123H204ZM204 124H202V125H204ZM253 124H254V123H253ZM134 125H137V123L134 124ZM141 125H142V124H141ZM194 125H195V124H194ZM247 125H249V124H247ZM88 126H89V127H92V128L95 127V125H91V126L88 125ZM88 126H87V127H88ZM129 126H130V125H129ZM163 126H164V128H163ZM175 126H177V125H175ZM181 126L184 127L185 125L183 126V125L181 124ZM197 126H198V125H197ZM208 126L211 128L212 125L210 126V124H208L207 127L205 126V128H208ZM221 126H222V125H221ZM221 126H220V127H221ZM232 126H234V125H232ZM243 126H244V124H243ZM245 126H246V125H245ZM37 127H40V126H39L38 124H36V127H34V128H37ZM87 127H86V128H87ZM89 127H88V130H89ZM157 127H158V126H157ZM178 127H179V126H178ZM182 127H181V128H182ZM200 127H201V126H200ZM226 127H227V126H226ZM234 127H235V126H234ZM247 127H248V126H246V128H247ZM250 127H251V125H250ZM250 127H248V128H250ZM255 127H256V126H253V127H251V128H255ZM101 128H102V127H101ZM133 128H134V129H133ZM145 128H147V129H145V131H147V132H144V129H143V128H142L141 130H142L144 133H146V134L149 135V130L152 129V128L149 127V129H148L147 125L145 126ZM181 128L178 129V128L176 127V130H178V131L182 130V131H180L181 134H182L183 132L186 133V132H188V130H189L187 127L183 128L184 130H185V129H188L187 131H186V130L183 131V129H181ZM193 128H194V127H193ZM215 128H216V127H215ZM240 128H241V126H240ZM79 129H80V128H79ZM95 129H96V127H95ZM97 129H100V128L97 127ZM103 129H104V128H103ZM118 129H123V127H122V128L119 127ZM199 129H200V128H199ZM224 129H225V128H224ZM241 129H242V128H241ZM243 129H245V127H244ZM134 130H135V131H134ZM201 130H202V129H201ZM205 130H206V129H205ZM208 130H209V129H208ZM214 130H215V129H213L212 131H214ZM216 130H217V128H216ZM236 130H237V129H236ZM256 130H257V129H256ZM150 131H151V130H150ZM163 131H164L165 133H164ZM174 131H175V130H174ZM178 131H177V132H178ZM189 131L191 132V131H192V128H191ZM203 131H204V129H203ZM231 131H232V130H231ZM233 131H235V130H233ZM237 131H240V129L237 130ZM248 131H249V130H248ZM129 132H130V133H129ZM153 132H151V135H152ZM190 132H188V133L190 134ZM215 132H216V131H215ZM154 133H153V134H154ZM161 133H160V134H161ZM204 133H205V132H204ZM204 133H202V134H204ZM218 133H219V132H218ZM235 133L237 134L238 132H234V134H235ZM118 134H119V133H118ZM125 134H126V135H125ZM166 134H165V135H166ZM183 134H184V133H183ZM191 134H192V133H191ZM206 134H207V133H206ZM216 134H217V133H216ZM236 134H235V135H236ZM119 135H120V134H119ZM165 135H164V136H165ZM186 135H187V134H186ZM193 135H194V134H193ZM204 135H205V134H204ZM218 135H219V134H218ZM235 135L233 136V134H232V132H231V135L229 134V136H230L231 138H229V136H228L226 139L229 138V139H228L229 141H230V140H233V139H234V140H237V139H238V138H237V135H239V133H238L236 136H235ZM160 136H161V135H160ZM175 136H176V135H175ZM205 136H206V135H205ZM205 136H204V137H205ZM207 136H208V135H207ZM165 137H168V135H166ZM178 137H179V136H177V138H178ZM186 137H187V136H186ZM186 137H184V139H185ZM190 137H192V136H189V138H190ZM233 137H234V138H233ZM153 138H156V137H155V134H154ZM177 138H176V139H177ZM180 138H181L182 140H181V139H178V141L180 140V142L176 141L175 144H177V142L180 144L181 141H182V143H181L182 146H188V145H189L188 143H186V142L184 143V142H183V138H182V137H180ZM193 138H194L195 140H194ZM193 138H191V139H193L194 141H196V138H197V140H200V141H201L200 144H202V146H201L200 144L197 145V143H195V142H193V143L191 142V143H192V144H191L190 141H189V143H190V146H189V147L192 148L191 145H194V146L197 145V146H199L200 148H202V147H206L204 150L207 152L206 149H207V146H208V145H206V146L203 145V144H205V141L203 142L202 139H201V138H203V137H201V136L198 137V136H197L196 138H195V137H193ZM215 138L217 139V137H215ZM232 138H233V139H232ZM226 139H225V143H228V140H226ZM208 140H211V141H212V139H208ZM234 140H233V141H234ZM239 140H240V139H239ZM214 141H215V140H214ZM218 141H219V140H218ZM170 142H171V141H170ZM197 142H198V141H197ZM202 142H203V143H202ZM209 142H210V141H209ZM209 142L206 143V144H210V145H209V147H210V146H212V145H211V143H209ZM234 142H235V141H234ZM239 142H242V141H236V143H238L237 145H239V147H240ZM194 143H195V144H194ZM213 143H214V142H213ZM213 143H212V144H213ZM229 143H230V142H229ZM229 143H228V144H229ZM181 144H180V148H181V150H182V148H184V147H181ZM183 144H184V145H183ZM186 144H187V145H186ZM231 144H232V146H234V145H235V146L232 147ZM217 145H218V144H217ZM224 145H225V144H224ZM234 145H233V142L230 143V147H231L232 149L235 148V147H237L236 144H234ZM246 145H248V144H246ZM168 146H169V145H168ZM197 146H195V147H197ZM14 147H15V146H14ZM209 147H208V149H209ZM213 147H214V148H217L215 145H213ZM247 147H248V146H247ZM247 147H243V149H244V148L247 149ZM11 148H12V145H11L10 142L0 140V156H1V153H3V151H7V150H9V149H11ZM15 148H16V147H15ZM186 148H188V147H186ZM214 148H213V150H214ZM194 149H195V148H194ZM232 149H231V151H232ZM239 149L242 150L241 148H239ZM178 150H179V149H178ZM196 150H197V149H196ZM202 150H203V149H202ZM209 150H212V149H209ZM216 150H217V149H216ZM220 150H221V149H220ZM205 151H204V153H203L204 155L207 154V155H206L207 157H209V156L212 157V155L215 154V156H217V157H216L217 159L220 158V162H221V164H223L222 166H223V167L225 166L224 163H223V161H224L225 159H224L223 161L221 160L222 155H221V157H219L218 154L216 155V153H213L214 151H212V153H211L212 155H211L210 153H209V154H210V155H209L208 152H211V151H208L207 153H205ZM234 151L236 152V151H237V148H236ZM15 152H16L15 159H16V164L18 165V167H19V168H22V167H23L24 169H26V170H28L29 172H31L32 175H33V177L35 178L34 180L36 181L37 184L42 185V183H43V187H48L49 190H50V194H49V195H50L51 199H52L53 201L56 202V201H57V200H56V194H57V193L51 191V188H50L51 186L49 187V185H48V183H49V184H53V181H52V180H54V179H53L54 177L51 178V177H48L47 175H45V170H44L43 168H41L40 166H38V164H37L36 162L34 163V162L29 161L28 159H26L21 151L17 150V151H15ZM173 152H174V151H173ZM181 152H182V151H181ZM216 152H217V153H218V152L220 153L221 151L218 150V151H216ZM240 152H242V151H240ZM245 152H246V151H245ZM237 153H238V152H237ZM242 155H243V154H242ZM187 156H190V155L187 154ZM249 156H251V155H249ZM191 157H192V156H191ZM186 158H187V157H186ZM204 158H205V157H204ZM247 158H248V156H247ZM256 158H257V156H256ZM192 159H195V158L192 157ZM192 159H191V160H192ZM207 159H208V158H207ZM249 159H251V158H249ZM184 160H185V159H184ZM209 160H211V161L215 160V162L217 161V160L214 159V158H213V160H212V159H209ZM199 161H200V160H199ZM248 161H250V160H248ZM194 162H195V161H194ZM197 162H198V161H197ZM197 162H195V163H197ZM225 162H226V161H225ZM252 162H253V161H252ZM254 162H255V161H254ZM254 162H253V163H254ZM187 163H188V162H187ZM199 163H200V162H199ZM199 163H198V164H199ZM201 163H202V162H201ZM201 163H200V164H201ZM227 163H228V162H227ZM198 164H197V165H198ZM200 164H199V165H200ZM225 164H226V163H225ZM234 164H236V162H235ZM184 165H186V164H184ZM192 165H193V164H192ZM197 165H196V166H197ZM199 165H198V167H200ZM216 165H218V163H216ZM227 165L229 166V164H227ZM21 166H22V167H21ZM190 166H191V165H190ZM193 166H194V165H193ZM219 166H220V165H218V167H219ZM191 167H192V166H191ZM203 167H205V166H203ZM220 167H221V166H220ZM223 167L221 168L222 170H220L219 168H218V169H219L220 171H224V170H223V169H224ZM235 167H238V166H235ZM185 168H186V167H185ZM194 168H195V167H194ZM194 168H193V169H194ZM233 168H234V167H233ZM233 168H232V169H233ZM195 169H196V168H195ZM205 169L208 171L209 168H208V169L205 168ZM218 169H216V170H217L218 174H220L221 172H219ZM232 169H230V170L232 171ZM237 169H238V168H237ZM196 170H198V169H196ZM202 170H203V169H202ZM209 170H210V169H209ZM212 170H213V168H212ZM212 170H210V172H208V173H213ZM230 170H229V171H230ZM199 171H200V170H199ZM207 171H206V172H207ZM187 172H188V171H187ZM189 172H190V171H189ZM197 172H198V171H197ZM227 172H228V170H227ZM46 173L48 174V172H46ZM51 173H52V172H51ZM194 173H195V172H194ZM199 173H200V172H199ZM214 173H215V170H214ZM256 173H257V172H256ZM49 174H50V173H49ZM189 174H190V173H189ZM203 174H204V172H203ZM221 174H222V173H221ZM229 174H230V173H229ZM231 174H233V173H231ZM263 174H264V172H263ZM204 175H206V173H205ZM213 175H214V174H213ZM239 175H240V173H239ZM62 176H64V175H62ZM193 176H194V175H193ZM58 177H59V176H58ZM189 177H190V176H189ZM199 177H200V176H199ZM206 177H207V175H206ZM222 177H223V176H222ZM233 177H234V176H233ZM233 177H231V178H233ZM236 177H237V176H236ZM236 177H234V179H236ZM200 178H202V177H200ZM238 178H241V177H238ZM58 179H60V178H58ZM185 179H186V178H185ZM190 179H191V178H190ZM193 179H195V178H193ZM193 179H192V180H193ZM214 179H215V178H214ZM217 179H218V178H217ZM217 179H216V180H217ZM219 179H220V178H219ZM219 179H218V180H219ZM221 179H222V178H221ZM243 179H245V178H243ZM249 179H250V177H249ZM249 179H248V180H249ZM260 179H261V178H260ZM181 180H182V178H181ZM200 180H201V179H200ZM204 180H205V179H204ZM222 180H223V179H222ZM226 180H227V179H226ZM245 180H247V179H245ZM250 180H251V179H250ZM258 180H259V179H258ZM64 181H65V180H64ZM206 181L208 182V180H206ZM220 181H221V180H220ZM235 181H236V180H235ZM239 181H240V180H239ZM192 182H193V181H192ZM236 182H238V181H236ZM247 182H248V181H247ZM68 183H69V182H68ZM68 183L66 182V184H68ZM196 183H197V182H196ZM208 183H209V182H208ZM215 183H216V182H215ZM66 184H64V185H66ZM70 184H71V183H69V185H70ZM72 184H73V183H72ZM217 184H218V183H217ZM230 184H231V182H230ZM198 185H199V183H198ZM211 185H212V184H211ZM220 185H221V184H220ZM234 185H235V184H234ZM248 185H249V184H248ZM72 186H73V185H72ZM227 186H228V185H227ZM231 186H232V185H231ZM232 187H233V186H232ZM236 187H238V186H236ZM243 187H244V186H243ZM222 188H223V187H222ZM229 188H230V187H229ZM79 189H80V188H79ZM230 189H231V188H230ZM241 189H244V188H241ZM224 190H225V189H224ZM79 191H80V190H79ZM81 191H82V190H81ZM51 192H52V193H51ZM224 192H225V191H224ZM232 192H233V191H232ZM244 192H245V191H244ZM54 193H55V194H54ZM99 193H100V192H99ZM225 193H226V192H225ZM227 193H228V192H227ZM233 193H234V192H233ZM228 194H229V193H228ZM236 194H237V193H236ZM243 194H244V193H243ZM64 196H65V195H64ZM235 196H236V195H235ZM243 196H244V195H243ZM66 197H67V196H66ZM66 197H65V199H67ZM69 197H70V196H69ZM247 197H248V196H247ZM70 198H71V197H70ZM94 198H95V199H94ZM240 198H241V197H240ZM57 199H58V197H57ZM59 199H60V198H59ZM59 199H58V202H59ZM102 199H103L102 196H95V195H93V194L87 195V194L83 193L80 197L78 196V198H77L76 200H73V199H72V202H76V203H78V204H81V205H79V208L82 207L81 209L91 210L90 208L94 209L95 206H97L98 204L100 205V204L102 203V202H101ZM104 199H105V198H104ZM92 200H95V201H92ZM168 200H169V199H168ZM224 200H225V199H224ZM232 200H233V199H232ZM65 201H66V200H65ZM65 201L62 202V205H64V206H68V205L71 204V203H69V202L67 203V202H65ZM69 201H70V200H69ZM226 201H227V199H226ZM250 201H251V200H250ZM89 202H90V203H89ZM105 202H106V201H105ZM170 202H171V201H167V203H170ZM173 202H174V201H173ZM222 202H223V201H222ZM224 202H225V201H224ZM92 203H94V204L92 205ZM165 203H166V202H165ZM165 203H164V204H165ZM233 203H234V202H233ZM233 203H232V204H233ZM242 203H243V202H242ZM246 203H247V202H246ZM58 204H59V203H58ZM83 204H85V206H82ZM164 204H162V206H163ZM173 204H174V203H173ZM59 205H60V204H59ZM90 205H91V206H90ZM228 205H229V203H228ZM230 205H231V204H230ZM244 205H246V204H244ZM248 205L251 206V205H253V203H252V204H248ZM257 205H258V204H257ZM89 206H90V207H89ZM172 206H173V205H171V207H170V205H169V207H170L169 209H172V208L175 207V205H174V207H172ZM180 206H181V205H180ZM180 206H178L177 208H176V207L174 208L175 212H177L176 210H178V208L180 209ZM249 206H248V207H249ZM181 207H182V206H181ZM230 207H233V206L231 205ZM239 207H240V206H239ZM257 207L259 208V206H257ZM163 208H166V207L164 206ZM166 209H167V208H166ZM169 209L166 210L167 212L169 211V215H170V211L173 212V214H176V215H177V213H175L173 209H172V210H169ZM184 209H185V208H184ZM184 209H181V210H179V211H181V212H184V211H185V212H186V209H185V210H184ZM234 209H235V208H234ZM242 209H244V208H242ZM182 210H183V211H182ZM225 210H228V211L231 212V210H229V209H225ZM187 211H188V210H187ZM232 211H234V210H232ZM242 211H243V210H242ZM248 211H249V210H248ZM151 212H152V211H151ZM224 212H227V211H224ZM251 212H252V211H251ZM256 212H257V211H256ZM259 212H260V211H259ZM259 212H257V213L259 214ZM233 213H234V212H233ZM237 213H238V212H237ZM248 213H250V212H248ZM183 214H184V213H183ZM244 214H245V213H244ZM260 214H261V212H260ZM164 215H166V214H164ZM169 215H168V217H166V218L162 217V219L164 218V219L166 220V219L169 218V219L171 220V218H170ZM176 215H174L175 218L173 217L172 219H174V220H172V221L174 222L175 219H176V220H177V224H176V222H174V223H175L176 227L180 225V226H179V228H180L182 224H185V221L183 220L184 217L186 218V217H188V216H185V215H184V217H182L181 214H178V215H181V217H180V216H178V215L176 216ZM225 215H226V214H225ZM238 215H239V214H238ZM240 215L242 216V213H240ZM246 215H247V213H246ZM251 215H252V214H251ZM261 215H262V214H261ZM226 216H227V215H226ZM231 216H232V215H231ZM247 216H248V215H247ZM253 216H254V215H253ZM255 216H256V215H255ZM257 216H258V215H257ZM263 216H264V215H263ZM263 216H262V218H264ZM154 217H155V216H154ZM179 217H180V219H182V221H183L184 223L182 222L181 224L179 223V225H178V222H180V219H179V221H178L177 218H179ZM227 217H228V216H227ZM227 217H225V218H227ZM242 217H243V216H242ZM249 217H250V216H249ZM258 217H259V216H258ZM258 217H257V218H258ZM155 218H156V217H155ZM230 218H232V217H230ZM244 218H245V217H244ZM254 218H255V217H254ZM169 219H168V220H169ZM197 219H198V218H197ZM228 219H229V217H228ZM233 219H234V218H232V220H233ZM239 219L241 220V217H240ZM259 219H261V218L259 217ZM156 220H159V219H156ZM168 220H166V223H164L163 220H162V222H163L165 225H166L167 222H168V226H170V223H171V222L168 221ZM185 220L187 221L188 219L186 218ZM234 220H235V222L233 221V223H236V220H237V219H234ZM255 220H256V218H255ZM255 220H253L252 223L257 221V220L255 221ZM189 221H190V220H189ZM194 221H195V219H194ZM223 221H224V220H223ZM244 221H245V219H244ZM250 221H251V220H250ZM260 221H261V220H260ZM125 222L127 223V220H126ZM160 222H161V221H160ZM162 222H161V223H162ZM173 222L171 223V226L174 225ZM187 222H188V221H187ZM240 222H241V221H240ZM192 223H193V222H192ZM224 223H225V225H227V224H230V225H231V222H228V220H227L226 222L224 221ZM250 223H251V222H250ZM256 223H257V222H256ZM256 223H255V224H256ZM139 224H140V223H139V220H137V221H135V222H131L130 224H127V227H126L127 230L124 229V228H122L123 230H126V231H128V232H129V230L132 231V232H135V235H136V236H134V237H129V238H128L127 236H125V237L128 238V241H131V242L133 241V242H135V243H136V244H135L136 247H141V248H143V249L146 248L145 250L148 251L147 253H151L154 263H156V264H159V263H163V264H171V261H173V263H175V264H213L211 261H208V260H206L205 258L202 259L203 261L197 260L196 257H194L193 255L189 254V253H192V252H186L185 248H181L180 246H178L177 244H175L174 242H172V240H171V241H168L169 244L166 245V239H168V238H166V237H161V236H163V235H162L163 233H162V234H159V235L156 234V231H159V230H158V227L153 228V231H152V229L145 228V227L143 228V227H141ZM172 224H173V225H172ZM218 224H219V223H218ZM236 224H239V223H236ZM257 224H258V223H257ZM261 224H263V223H261ZM161 225H162V224H161ZM230 225H229V226H230ZM233 225H235V224H233ZM240 225H241V223H240ZM249 225L252 226V224H249ZM258 225H259V227H260V224H258ZM263 225H264V224H263ZM163 226H164V225H163ZM184 226H185V227H184ZM184 226H182V228H181L182 230L185 229L187 225H184ZM218 226H219V225H218ZM235 226H236V225H235ZM241 226H242V225H241ZM244 226H246V224H244ZM251 226H248V227H251ZM147 227H148V226H147ZM222 227H223V226H222ZM230 227H231V226H230ZM237 227H238V226H237ZM248 227H246V228H248ZM254 227H255V226H254ZM254 227L252 226L250 229H252V228L254 229ZM218 228H221V227H218ZM224 228H225V227H224ZM224 228H222V229L225 230ZM232 228H235V227L232 226ZM257 228H258V227H257ZM260 228H261V227H260ZM117 229H119L120 231H122L118 226H117ZM117 229H116V230H117ZM176 229H177V228H176ZM235 229H237V228H235ZM238 229L240 230L239 227H238ZM238 229H237V231L234 230L235 233H236V232L238 233V231H239ZM241 229L243 230V228H241ZM261 229H262V228H261ZM261 229H260V230H261ZM182 230H181V231H182ZM223 230H221V232H223V233L226 234L227 231L225 230V232H224ZM227 230H228V229H227ZM229 230H230V229H229ZM242 230H240V231L242 232ZM256 230H257V232H258V229H256ZM263 230H264V229H263ZM234 231H233V229H232V231L230 230V232L228 231L227 233H230V236H232L231 234H232ZM240 231H239V234L236 233V235H237L236 237H238V235H239L238 238L241 239L240 234L243 235V234H245V233L242 232V233H243V234H242ZM153 232H154V233H153ZM221 232H219V229H218V233H215V234H217V236H219ZM244 232H246V231L244 230ZM259 232H260V231H259ZM261 232H262V231H261ZM119 233H120V232H118V230H117V234H119ZM121 233H122V234H121ZM121 233H120L121 235L124 234L123 232H121ZM129 233H130V232H129ZM223 233H222V237H221V235H220L219 238H221V239H222V238H223V239H227V238H225V236H226L225 234H224L225 236L223 237ZM235 233H233V234L235 235ZM247 233H249V232H247ZM250 233H252V232H250ZM250 233H249L248 238L250 237ZM253 233H254V232H253ZM263 233H264V232H263ZM263 233H262V234H263ZM120 234H119V235H120ZM154 234H156V236H155ZM189 234H191V233H189ZM193 234H194V233H193ZM0 235H1V234H0ZM197 235H198V234H196L195 236H197ZM251 235H252V234H251ZM1 236H3V235H1ZM199 236H200V235H199ZM199 236H198V237H199ZM243 236L245 237V235H243ZM246 236H247V234H246ZM256 236H257V233H256ZM263 236H264V234H263ZM226 237H227V236H226ZM228 237H229V236H228ZM233 237H234V236H233ZM244 237H242V238H244ZM251 237H252V236H251ZM251 237H250V238H251ZM201 238H202V237H201ZM216 238H217V237H216ZM245 238H247V237H245ZM245 238H244V239H245ZM255 238H256L255 240L259 241V240H258V237H255ZM0 239H1V237H0ZM134 239H135V240H134ZM194 239H195V238H194ZM202 239H203V238H202ZM213 239H215V238H213ZM168 240H169V239H168ZM204 240H206L205 242H207V244L205 243V245H203V246H206V248H207V246H212V245H213V244H212L213 241H212L211 243H209V242H208L209 239H204ZM227 240H228V239H227ZM242 240H243V239H242ZM242 240H241V241H242ZM248 240H249V239H248ZM248 240L245 241L244 244H246V243H248V242L250 241V240H249V241H248ZM251 240H252V239H251ZM210 241H211V240H210ZM221 241H222V240H221ZM229 241L233 242V241H235V240H234V239L231 240V238H230ZM198 242H199V241H198ZM201 242L203 243V241H201ZM224 242H227V241L224 240ZM236 242H237V245L239 244L238 246L245 248V249H244V252L246 253V256H247V254H249V255L251 256L252 253H254V250H255L256 248H258V246L255 247L256 245H258V244H257L258 242L256 243V242L254 241V244L256 243V245H254L255 249H253V248H252L253 246L250 247L251 245H249L250 242L252 243V241H250V242L248 243L247 246H248V248H251V249H249L248 252H251V250H253V252H251V253H247V252L245 251V250H248V249H246V245H245V247H244V244H243V246H242V244H241L242 242H240V240H238V239L236 240ZM239 242H240V243H239ZM260 242H261V241H260ZM1 243H2V242H1ZM1 243H0V244H1ZM3 243H5V245L7 244L8 246H10V244H9L7 241H6V242H3ZM208 243H209V245H208ZM210 244H211V245H210ZM235 244H236V243H235ZM240 244H241V245H240ZM252 244H253V243H252ZM261 244H262V243H261ZM12 245H14V244H11V246H12ZM216 245H217V244H216ZM2 246H3V244H2ZM113 246H114V245H113ZM123 246H125V244H123ZM168 246H170V247H168ZM200 246H201V245H200ZM41 247H42V246H41ZM216 247H218V246H216ZM216 247H208V248H211V250H212V248L214 249V248H216ZM231 247H232V246H231ZM233 247H235V245H234ZM260 247H262V246H259V248H258V252H259V254H260L261 250H264L263 248H260ZM0 248H1V245H0ZM42 248H43V247H42ZM226 248H228V247L226 246ZM229 248H230V246H229ZM235 248H237V247H235ZM43 249H44V248H43ZM112 249H113V248H112ZM230 249H232V248H230ZM239 249H240V248H239ZM241 249H242V248H241ZM260 249H261V250H260ZM213 251H214V250H213ZM216 251H218V250H216ZM226 251H229V249L226 250ZM236 251H237V250H236ZM255 251H256V250H255ZM112 252H113V251H112ZM162 252L165 253L166 255H164ZM145 253H146V252H145ZM160 253H161V254H160ZM242 253H243V252H242ZM107 254H108V253H107ZM259 254H257V255L259 256ZM261 254H263V253H261ZM109 255H113V254H109ZM244 255H245V254H244ZM253 255L257 256L255 253H254ZM253 255H252V256H253ZM145 256H147V255L145 254ZM166 256H167V257H166ZM255 256H253V257H255ZM262 256H264V254H263ZM10 257H11V256H10ZM10 257H6V258H4V264H5V259H8L9 261H10V259H11V260L13 261V259L10 258ZM112 258H113V257H112ZM248 258H249V257H248ZM251 258H252V257H251ZM255 258H256V257H255ZM258 258H259V257H258ZM147 259H149V258H147ZM259 259H260V258H259ZM259 259H258V261H259L258 264H263V262H262V257H261V260H259ZM263 260H264V257H263ZM10 262H11V261H10ZM250 263H252V262H250ZM256 263H257V262H256Z\"/></svg>","mask_w":264,"mask_h":264},{"label":"crops","instance_id":"obj_3","mask_svg":"<svg viewBox=\"0 0 264 264\" xmlns=\"http://www.w3.org/2000/svg\"><path fill=\"white\" fill-rule=\"evenodd\" d=\"M256 149V148H255ZM250 150H252V149H250ZM258 149H256V150H254V152L252 151L251 152V155L253 156V155H255L256 154V152L255 151H257ZM253 153V154H252ZM256 161V160H255ZM249 168H252V169H249L250 171H258V170H261V168H262V170H264V165L263 164H261V163H257V161H256V163H250V165H249ZM200 185H198V186H200L201 187V184H204V183H207V182H205V181H201V182H198ZM261 193H262V197L264 198V187H261Z\"/></svg>","mask_w":264,"mask_h":264}]
</instances>
